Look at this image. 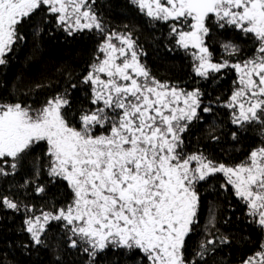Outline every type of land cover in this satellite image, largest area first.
<instances>
[{
  "label": "snow or ice",
  "instance_id": "obj_1",
  "mask_svg": "<svg viewBox=\"0 0 264 264\" xmlns=\"http://www.w3.org/2000/svg\"><path fill=\"white\" fill-rule=\"evenodd\" d=\"M45 37L85 66L49 71ZM29 43L0 264H264V0H0V69Z\"/></svg>",
  "mask_w": 264,
  "mask_h": 264
},
{
  "label": "trees",
  "instance_id": "obj_2",
  "mask_svg": "<svg viewBox=\"0 0 264 264\" xmlns=\"http://www.w3.org/2000/svg\"><path fill=\"white\" fill-rule=\"evenodd\" d=\"M115 3L119 5H123L126 3V0H114ZM121 9H115V12H119ZM31 40V37L29 38ZM90 47L89 41L87 39H79L76 41H65L63 37H60L58 40L48 41L47 37H45V47L43 49L44 53L46 54V58H50L48 63L49 71H53V65L59 67L61 64H71L72 67L79 72L85 65L84 60L86 59L85 52ZM31 44L29 43L28 47L23 48L19 51L20 56L18 61L15 63L13 70L11 67L3 70L0 74V81H6L9 85V90H11L12 86L15 85L21 91H26L24 88L25 81L18 80V77L22 75V73L26 72L27 64L26 58L30 54ZM150 63L155 62V66L158 68V71L161 75H173V71L167 70L164 66H161V61L157 58L155 54L151 55ZM177 65L179 61L176 62ZM13 71V72H12ZM13 73V75H11ZM257 133H253L255 137V143L257 140L256 137ZM249 142H252L251 140ZM16 223H19V219L17 218ZM9 227L11 228L12 225L10 223ZM6 235L9 239H17V233L13 231L3 232L0 231V237ZM4 246V241L0 238V249ZM44 261V264H48V257L45 253H41V257Z\"/></svg>",
  "mask_w": 264,
  "mask_h": 264
},
{
  "label": "flooded vegetation",
  "instance_id": "obj_3",
  "mask_svg": "<svg viewBox=\"0 0 264 264\" xmlns=\"http://www.w3.org/2000/svg\"><path fill=\"white\" fill-rule=\"evenodd\" d=\"M19 56H20V53H18V56L13 60V63L9 66V67H11V69L13 70V67H14V65H15V63L18 61V58H19ZM8 67V68H9ZM4 69H0V74H1V72L3 71ZM13 72V71H12ZM11 75H13V73L11 74ZM256 137H257V140H256V143L258 144L259 143V136H258V134H256Z\"/></svg>",
  "mask_w": 264,
  "mask_h": 264
}]
</instances>
